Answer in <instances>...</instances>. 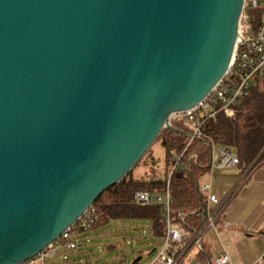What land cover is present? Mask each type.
I'll list each match as a JSON object with an SVG mask.
<instances>
[{"label": "water", "instance_id": "water-1", "mask_svg": "<svg viewBox=\"0 0 264 264\" xmlns=\"http://www.w3.org/2000/svg\"><path fill=\"white\" fill-rule=\"evenodd\" d=\"M246 0H0V264L58 239L226 75ZM141 257L134 261L138 263Z\"/></svg>", "mask_w": 264, "mask_h": 264}, {"label": "trees", "instance_id": "trees-1", "mask_svg": "<svg viewBox=\"0 0 264 264\" xmlns=\"http://www.w3.org/2000/svg\"><path fill=\"white\" fill-rule=\"evenodd\" d=\"M254 13L260 18L264 15V8L259 7ZM235 110L234 117L220 112L216 118L208 119L203 125V131L215 143L227 146L237 154L239 163L236 167L240 174L246 172V177L264 160V75L251 83L246 95L235 105ZM172 124L184 131H191L189 126L178 120H173ZM203 137L205 139H194L187 151L197 153L198 160H192L187 167L178 169L169 178V161L183 150L188 136L164 128L134 169L107 188L95 201L93 205L98 216L91 229L118 219L148 220L151 232L163 243L166 234L163 207L156 203L137 204L135 196L139 191L162 194L169 185L173 222L186 233L183 246L189 244L206 219V196L201 192L200 179L210 170L211 148L206 143V137ZM156 143L163 150L162 158L159 154L155 156L151 153ZM180 212L185 213L183 219L179 217ZM211 257L210 252L203 247L201 251H197L194 261L196 264H213Z\"/></svg>", "mask_w": 264, "mask_h": 264}, {"label": "built area", "instance_id": "built-area-1", "mask_svg": "<svg viewBox=\"0 0 264 264\" xmlns=\"http://www.w3.org/2000/svg\"><path fill=\"white\" fill-rule=\"evenodd\" d=\"M259 7L264 8V0H246L245 2L235 50L226 75L200 103L186 112L177 113L171 117V123L173 120H178L189 126L191 131L183 150L169 161V178L178 169L187 167L192 160H198L197 153H187V151L194 139H205L203 136L206 137V143L211 148V163L208 172L211 178L222 169L234 168L238 165L237 154L227 146L215 143L210 136L204 135L203 125L208 119L216 118L220 112L234 117L235 105L241 97L246 95L251 83L264 75V15L257 18L254 13V10ZM200 188L206 196L204 208L206 219L201 229L195 232L191 242L184 246L186 233L173 222L169 185L162 194H152L149 191H139L136 194L137 204L156 203L164 209L163 222L166 225V234L153 264H182L189 250L195 248L201 251L203 249L204 233L210 228L217 227L224 200L213 191L211 180L200 185ZM229 195L230 193L225 195V200ZM97 216L94 205L90 206L76 223L28 263L41 262L43 264L47 257L58 255L67 249H75L78 246L79 236L94 226ZM184 216L185 213H179L180 218L183 219ZM258 262L264 264V255ZM230 263L231 256L228 251H224L214 260L213 264Z\"/></svg>", "mask_w": 264, "mask_h": 264}, {"label": "rangeland", "instance_id": "rangeland-1", "mask_svg": "<svg viewBox=\"0 0 264 264\" xmlns=\"http://www.w3.org/2000/svg\"><path fill=\"white\" fill-rule=\"evenodd\" d=\"M155 156L163 157V150L156 143L151 150ZM228 172L236 173L234 186L226 187L229 193L236 188L234 196L246 200L251 206L257 205L264 209V160L250 175L244 177L245 173L239 174L237 167L220 170L213 179V189L218 192L222 190L225 184L223 178ZM253 175V185L250 186ZM210 175L205 174L200 179V185L209 181ZM207 180V181H206ZM253 194L254 197L248 196ZM247 196V197H246ZM240 200V199H239ZM151 224L148 220L140 219H118L112 220L106 225L90 229L83 232L78 238V246L73 249H67L58 255L47 257L43 264H78L90 262L91 264H153L161 248L162 243L151 232ZM263 244L260 241L251 240L248 243L244 262L246 264H255L263 255ZM67 258V259H66ZM34 264H42L36 262Z\"/></svg>", "mask_w": 264, "mask_h": 264}, {"label": "crops", "instance_id": "crops-1", "mask_svg": "<svg viewBox=\"0 0 264 264\" xmlns=\"http://www.w3.org/2000/svg\"><path fill=\"white\" fill-rule=\"evenodd\" d=\"M258 166H256L250 173H252ZM224 176L223 180L226 186L224 185L223 189L218 190V192L213 189V191L224 200V204L217 220V227L215 229L210 228L204 233L203 246L210 252L213 263L214 260L224 251H228L231 256L230 264H246L243 258L246 253V250L244 249L247 248L248 243L251 240L262 242V252L264 253V209L258 208L257 205L251 206L252 202L250 203L248 199L246 200L242 197L238 198L237 196H234L231 200V196L225 200V195L229 193V189L226 187L234 186L237 174L228 172ZM214 177L215 175L212 178L209 177L212 185ZM252 177L253 175L249 177V180ZM253 179L254 178L251 180L252 182L250 183V186L254 183ZM237 186L238 185H236L234 189L240 187V185ZM248 196L254 197L253 194ZM196 253L197 250L195 248L189 250L182 264L196 263L194 261ZM34 263L36 262L28 263L27 261L26 264ZM255 264L260 263L257 261Z\"/></svg>", "mask_w": 264, "mask_h": 264}, {"label": "bare ground", "instance_id": "bare-ground-1", "mask_svg": "<svg viewBox=\"0 0 264 264\" xmlns=\"http://www.w3.org/2000/svg\"><path fill=\"white\" fill-rule=\"evenodd\" d=\"M30 260H31V259H30ZM30 260H29V261H30Z\"/></svg>", "mask_w": 264, "mask_h": 264}]
</instances>
